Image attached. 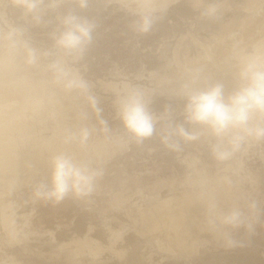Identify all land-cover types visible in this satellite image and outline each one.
<instances>
[{
    "label": "rangeland",
    "instance_id": "1",
    "mask_svg": "<svg viewBox=\"0 0 264 264\" xmlns=\"http://www.w3.org/2000/svg\"><path fill=\"white\" fill-rule=\"evenodd\" d=\"M145 1L89 0L81 12L97 25L76 65L98 98L97 117L82 96L51 84L44 62L27 66L5 47L4 36L11 28H26L34 47L51 48L48 34L55 13L44 17L53 21L47 27L34 25L26 22L18 0H0V67L12 68L3 72L1 88L39 91L43 102L38 108L26 100L30 104L23 102V110L18 92L21 99L16 96L15 102L13 92L9 90L14 98L8 92L5 98L4 87L0 90L1 109L7 102L18 106L8 103L0 115V151L12 153L3 150L11 157L0 164L17 170L5 173L6 166L0 167V264H264V140L251 143L227 166L217 164L205 142L180 141V153L161 143L166 125L183 121L179 84L197 73L198 62L200 70L203 61L210 65L214 60L220 67L208 68L232 76L242 57L264 51V0ZM144 3L152 5L156 19L150 31L140 34L130 25ZM209 5L217 8L216 15L202 16ZM70 8L80 11L72 0H63L58 11ZM183 73L189 78L180 77ZM125 84L146 89L149 109L159 118L153 135L139 142L117 117L116 101ZM84 125L95 129L86 145L64 142L68 131ZM55 150L103 170L89 197L69 194L60 202L35 198V186L48 177ZM20 159L31 167H19L15 161ZM224 176L231 178V185L223 183ZM206 192L222 208L244 209L251 229L210 228ZM253 201L256 209L249 212L247 205ZM172 217L178 219L175 230ZM221 232L236 243L227 246Z\"/></svg>",
    "mask_w": 264,
    "mask_h": 264
},
{
    "label": "clouds",
    "instance_id": "2",
    "mask_svg": "<svg viewBox=\"0 0 264 264\" xmlns=\"http://www.w3.org/2000/svg\"><path fill=\"white\" fill-rule=\"evenodd\" d=\"M76 9L60 12L63 0H18L24 9L26 22L47 27L53 21H45L49 13H55L54 27L48 34L52 41L49 49L34 47L26 36V28H11L4 36L5 47L13 56H19L27 66L44 62V71L49 74L53 86L65 93H77L88 107L99 117L101 109L96 95L76 65L92 43L97 27L94 19L81 12L89 7V0H72ZM217 13L214 5L202 10L201 15L213 17ZM138 19L130 25L133 32L147 33L155 23V9L148 3L140 5ZM184 103L181 123L169 122L161 136L169 150L182 151L180 141L207 143L213 159L219 165H229L238 153L256 141L264 140V51L242 57L237 64L231 87L222 82H210L198 72L190 76L179 88ZM149 93L146 89L125 84L116 101L117 117L126 132L136 141L153 135L158 122L149 109ZM87 119V113L82 114ZM103 130L108 131L106 122ZM95 129L84 125L75 131H68L65 143L86 145ZM49 175L35 186L37 199L60 202L69 194L86 199L96 188L103 170L94 167L90 161L80 159L68 152L54 153L49 161ZM223 183L231 185L229 176L222 177ZM207 222L213 230L226 227L251 229L249 216L239 206L222 208L215 196L205 193ZM249 212L256 209L255 202L247 205ZM227 246H233L230 234L221 232Z\"/></svg>",
    "mask_w": 264,
    "mask_h": 264
},
{
    "label": "bare ground",
    "instance_id": "3",
    "mask_svg": "<svg viewBox=\"0 0 264 264\" xmlns=\"http://www.w3.org/2000/svg\"><path fill=\"white\" fill-rule=\"evenodd\" d=\"M146 1H148V0H146ZM146 1H145V2H146ZM150 1H151V0H149L148 2L151 4V3L153 2V0H152V2H150ZM154 1H155V0H154ZM153 3H154V2H153ZM153 3H152V4H153ZM151 6H152V5H151ZM153 6H154V5H153ZM222 47H223V46H222ZM223 48H224V47H223ZM221 50H222V49H221ZM209 56H210V55H208V57H209ZM208 57H207V58H208ZM1 63H4V64H2V65H8V64H5L4 60H3V62H1ZM6 63H7V62H6ZM201 63H202V62H201ZM201 63L198 62L199 67H198V65H197L196 67H198V69H196V70L200 71L199 74H200L202 77L207 76V79H208V80H209V78H210L213 82H222V83H224V84H225L226 86H228V87H231V86H232V84H233V76H234L233 74H232V76L228 74L227 76L222 77V75H220V74H221V73H220L221 71H220V72L218 71V70H220V69H217V70H216V71H218V74H216L217 72H216L215 70H213L212 67H216V68H217V67H220V66H219L218 64H216L214 60H212V62H211V64H210V65L212 66V67H211L212 69L208 68V66H210V65L208 64L209 62H207V64L205 65V63H206V60H205V61H203V63H204L205 66L202 65V66H201V69L199 70V68H200V64H201ZM189 65L191 66V64H189ZM194 65H196V64H193L192 66H194ZM207 65H208V66H207ZM192 66H191V68H193ZM202 67H203V68H202ZM204 67L207 68V71L210 69V70L208 71V73H205V70H206V69H204ZM1 68H3V69H1ZM8 68H9V67H8ZM8 68H6V67H0V79H1V76H2L3 72H8ZM191 68H188V69H189V72H190V70H192ZM9 69H12V68H9ZM194 69H195V67H194ZM196 70H193L192 72L194 73V71H196ZM201 70H202V72H201ZM212 70L215 71V72H213L214 74L212 73V75H211L210 73L212 72ZM187 71H188V70H187ZM198 71H197V72H198ZM195 73H196V72H195ZM185 74H186V73H185ZM187 74H189V73H187ZM187 74H186V77H184L185 75H184V73H183V74H181L180 77H182V75H183V79L185 80L186 78H189V77L191 76V75L189 74V77H188ZM191 74H192V73H191ZM206 74H207V75H206ZM208 75H209V76H208ZM9 76H10V74H9ZM180 77H177V78H180ZM208 77H209V78H208ZM205 78H206V77H205ZM181 79H182V78H181ZM181 79H180V80H181ZM183 79H182V82H184ZM173 80H174V79H173ZM187 80H188V79H187ZM178 81H179V80H178ZM185 81H186V80H185ZM210 82H211V81H210ZM3 83H4V82H3ZM178 83H179V82H178ZM170 84H171V83H170ZM181 84H182V83H181ZM181 84H179V85H181ZM8 85H9V84H8ZM166 85H167V83H166ZM168 85H169V84H168ZM171 85H172V84H171ZM171 85H170V86H171ZM179 85H178V86H179ZM1 86H2V85L0 84V90H2V88L4 87V86H3V87L1 88ZM4 89H5V87H4ZM4 89H3L2 91H4ZM9 90H10L9 87H8V90L5 89V91L3 92V97H5V92H8V93L11 95V97L14 98V96H15V99H14V100H15V102H16V101L18 100L17 97L19 96V95H18L19 92L17 91V92H18V93H17V92L15 91L16 89L14 90L15 93L13 92V90H10L11 92H13L12 94H13L14 96H12V94H11V92H10ZM19 90H20V88H19ZM24 90H25V89H24ZM2 91H0V92H2ZM20 91H21V90H20ZM25 91H26V90H25ZM27 91H28V90H27ZM27 91H26V92H27ZM22 92H23V90H22ZM22 92H20L19 94H20V96L22 97V99H24L25 101L23 100L22 103H21V102L18 103V106H19V107H20V105H21V108H22V104H23V102H26V100H27V101L29 100L30 103H31V102H34V103L37 105L38 108L41 107V105H42V103H43L42 100H41V97H40V95H39L41 92L39 93V91H38V92H37V91H33L34 94H30L31 91H28L29 93H26V92H23V93H22ZM35 92H37V94H36ZM16 93H17L18 96L16 95ZM38 93H39V94H38ZM7 95H8V94H7ZM8 96H9V95H8ZM8 96H7V97H8ZM16 96H17V97H16ZM1 97H2V93H0V100H1ZM3 97H2V99H3ZM11 97H8V99H9V98L11 99ZM21 97H18V98L21 99ZM5 98H6V97H5ZM10 99H9V100H10ZM4 100L8 101L7 99H4ZM14 100H13V102H14ZM1 101H2V100H1ZM10 101H11V100H10ZM17 102H19V100H18ZM1 103H3V102H0V104H1ZM4 103H5V101H4ZM8 103H9V102H7V104L5 103V104H4L5 106H3V109H5V110H3V109L0 108V111H1V110L4 111V112H1V113H0L1 116H2V114H5V111H6V108H5V107H6V105H8ZM30 103H27V102H26V105H25V104H24V105H25V106H29L28 104H30ZM9 104H10V107H12L11 103H9ZM14 104H15V103H14ZM19 104H20V105H19ZM31 104H32V103H31ZM61 104H63V103L60 102L58 105L61 106ZM1 105H2V104H1ZM1 105H0V106H1ZM24 105H23V106H24ZM33 105H34V104H33ZM33 105H31V107H32ZM36 105H35V108H37ZM18 106L16 105V106H14V107H18ZM25 106H24V108L27 109V107H25ZM14 107H12V108H14ZM7 108H8V106H7ZM8 109H9V108H8ZM8 109H7V110H8ZM22 109H23V108H22ZM23 110H24V109H23ZM13 111H14V110H13ZM38 111H39V110H38ZM7 112H8V111H7ZM17 112H18V110H17ZM14 113H15V112H14ZM8 115H9V114H8ZM10 115H11V114H10ZM16 115H17V114H16ZM13 116H15V115L13 114ZM2 117H3V116H2ZM12 118H13V117H12ZM15 118H16V117H15ZM19 119H20V118H19ZM21 119H23V118H21ZM25 119H27V118H25ZM25 119H24V120H25ZM5 120H6V118H5ZM14 120H15V119H14ZM0 121H1V120H0ZM10 121H11V120H10ZM2 122H4V121H2ZM2 122H0V123H2ZM15 122H16V121H13V124H14ZM6 123H7V122H6ZM9 123H10V122H9ZM9 123H8V124H9ZM8 124H7V125H8ZM11 124H12V123H11ZM15 125H16V123H15ZM9 126H10V125H9ZM5 128H6V127H5ZM5 128H4V129H5ZM2 129H3V128H2ZM8 129H9V128H8ZM3 134H4V133H3ZM3 137H4V136H3ZM1 141H2V140H1ZM1 141H0V142H1ZM67 144H68V143H67ZM9 145H10V144H9ZM11 145H12V144H11ZM5 146H6V145H5ZM5 146H3V148H4ZM12 146H13V145H12ZM5 148H8V147L6 146ZM10 148H12V147L10 146L9 149H10ZM3 150L6 152V154H8V152H9V154H12V153H10V152H11V149H10V151L7 150V149H3ZM3 150L0 151V153H1V154H0V158L3 156L2 153L4 154V151H3ZM2 151H3V152H2ZM55 151L57 152V150H55ZM55 151H54V152H55ZM61 151H62V150H61ZM52 152H53V150H52ZM56 152H55V153H56ZM6 154H4V155L6 156ZM26 154H28V153H26ZM53 154H54V153H53ZM24 155H25V154H24ZM24 155H23V157H24ZM32 155H34V154H32ZM5 156L2 157V158H4V159H3V160L0 159V161L3 162L5 159H10V157H11V156H10V157L6 156V157H8V158H5ZM25 157H28V156H25ZM29 157H30V156H29ZM21 160H22V159L19 160L20 162H19V161H15V162H16V164L18 163L17 165H19V163H20L21 165H20L19 167L22 166V169H23V167L25 168V166H28L29 164H30V165L32 164V163H28V162H27V163H28V164H27V163L25 162V164H26V165H25V164H23V161L21 162ZM12 161H13V160H12ZM24 161H25V160H24ZM5 162H6V160H5ZM15 162H14V164H15ZM6 163H7V162H6ZM3 164H4V163H3ZM3 164H0V167L5 168V166H6L5 169H8L7 171H6L5 169H3V171H6L5 173H10L11 170H12V173H13V171H15V172L17 171V170H15L16 168H14V165L12 166L13 168H7L8 166H7L6 164H5L4 166H2ZM10 164H11V161H10ZM8 165H9V164H8ZM11 165H12V164H11ZM11 165H9V166L11 167ZM23 165H25V166H23ZM30 165H29V167H31ZM15 167H16V166H15ZM17 168H18V166H17ZM13 169H14V170H13ZM27 169H28V167H27ZM25 170H26V168H25ZM0 171H1V170H0ZM8 171H9V172H8ZM3 173H4V172H3ZM7 180H8V179H7ZM170 207H171V206H170ZM175 217H176V216H175ZM172 218H173V220H172L173 222H171V229H172V230H175V229L177 228V226H178V225H177V223H178V222H177V220H178L177 218H178V217L176 218L177 220H175L174 217H172ZM174 221H175V222H174ZM176 222H177V223H176Z\"/></svg>",
    "mask_w": 264,
    "mask_h": 264
}]
</instances>
